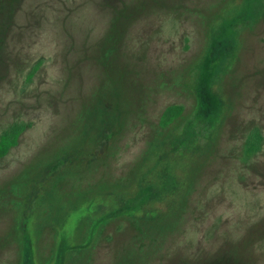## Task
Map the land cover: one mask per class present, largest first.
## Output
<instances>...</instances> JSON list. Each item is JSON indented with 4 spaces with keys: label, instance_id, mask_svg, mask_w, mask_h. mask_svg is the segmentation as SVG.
I'll return each mask as SVG.
<instances>
[{
    "label": "rangeland",
    "instance_id": "rangeland-1",
    "mask_svg": "<svg viewBox=\"0 0 264 264\" xmlns=\"http://www.w3.org/2000/svg\"><path fill=\"white\" fill-rule=\"evenodd\" d=\"M20 124L0 264H264V0H0Z\"/></svg>",
    "mask_w": 264,
    "mask_h": 264
},
{
    "label": "trees",
    "instance_id": "trees-1",
    "mask_svg": "<svg viewBox=\"0 0 264 264\" xmlns=\"http://www.w3.org/2000/svg\"><path fill=\"white\" fill-rule=\"evenodd\" d=\"M206 106L207 103L205 100H200L198 106L199 107H203ZM181 109L180 105H173V106H169L166 108V110L164 111V117H163V123L167 122L168 120L171 119V117H173L174 114H177ZM199 116V115H198ZM22 129V125H14L12 127H10V129L8 131H6L5 133L2 134L1 138H0V154H3L7 147L14 143L18 132Z\"/></svg>",
    "mask_w": 264,
    "mask_h": 264
}]
</instances>
